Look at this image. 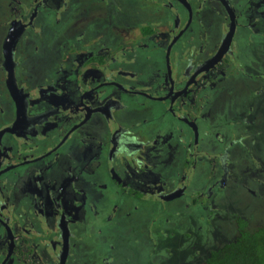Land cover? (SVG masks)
Here are the masks:
<instances>
[{
  "label": "flooded vegetation",
  "instance_id": "obj_1",
  "mask_svg": "<svg viewBox=\"0 0 264 264\" xmlns=\"http://www.w3.org/2000/svg\"><path fill=\"white\" fill-rule=\"evenodd\" d=\"M158 1L142 0V3L146 5L156 2L168 9L174 8V21H163L151 15L139 18L131 15L127 19L134 21L121 24L124 27L118 25L113 28L114 39L99 38L95 48H70L72 55L83 57L85 63L91 59L87 65L73 61L78 66L76 76L79 73L81 76L76 80L80 81V85L81 79L84 81L80 90L83 105H80L81 109L78 111V116L81 117L79 122L74 123L68 121V111L62 107V103L57 99L53 100V97L64 95L63 88L66 85L64 79L47 75L48 72L57 70L55 64L48 62L54 59H34L36 66L41 69L37 71H31L27 63L22 64L18 59L23 39L29 30L34 32L39 27L41 33L38 39L50 40L44 14L51 9L47 7L40 10L42 6L35 7L32 17L15 21L20 23V27H24L14 54V78L18 92L20 90L24 95L26 108L16 122L17 105L7 82L8 92L14 100V116L5 115L0 127V264H69L76 234L60 201L66 193V186L61 184L60 179L49 175L53 167L44 162L55 161L54 158L59 152H65V156L73 158L74 167L70 175L72 187L75 193L84 197L88 198L89 187L93 185L103 195L105 191L110 195L113 192L118 193L121 201L123 196L134 201L139 200L138 195H141L140 198L165 208L168 203L186 196L188 186L175 187L169 180L162 181L164 177L160 170L183 157L177 155V147H186L185 152L190 151L189 158L192 161L188 162L192 165L187 163L189 173L193 174L206 161L199 159L203 154L199 147L203 142L205 147H209V135L218 136L221 133L210 127L209 121L212 123L217 110H221L216 105L215 109L211 108V104L219 96L223 104L228 103L226 99L229 102L233 99L238 87L237 81L230 82V78L235 71H242L247 78L257 80L254 74L251 75L254 72L251 64H254L246 58L250 48L238 41L240 25H247L243 22L248 17L243 12L244 9L237 10L231 0H196V5L187 0H161L163 3ZM144 7L148 6L142 8ZM207 7L219 16L217 21L209 15L201 16ZM260 7L258 5L257 8ZM229 8L234 15H230ZM125 13L127 14L124 11ZM215 22L217 29H214ZM43 29L47 35H44ZM163 32L168 33L167 44L161 43ZM191 32L194 35L197 33V37L184 42ZM156 39L157 45L161 46L155 49L153 46ZM80 41H84L83 38ZM179 46L184 47L185 52H178ZM37 50L43 52L45 48ZM47 50L51 52L49 48ZM155 50L161 52L160 65L165 75L164 82H157V85L155 81L150 82L147 75L131 70L139 57L156 64L158 60ZM54 52L52 54L55 56ZM260 62L259 58L258 64ZM3 69L8 78V72L4 67ZM21 72H30L33 77L30 81L26 78L23 80ZM145 79L147 80L142 82ZM128 97L163 105L162 116H149L147 112L137 110L133 112L127 103ZM235 101L232 100L231 103H236ZM240 101L241 99L237 100ZM208 109L215 111L212 113ZM258 111L257 104L248 111L252 117L245 122L239 120L245 111L240 115L221 111V115L226 119V126L231 133H234V128L235 135L242 131L244 123L246 127L243 131L250 128L252 135H260L264 141V118ZM95 114L100 128L92 130L86 140L100 143L98 155L103 154L108 175V181L104 183L102 176H99L98 158L81 162L82 148L67 147L68 142L73 139L75 141L77 132ZM122 114L128 117L123 120ZM199 120L205 122L200 123ZM236 120L239 121L234 126ZM228 134L227 131L225 137ZM17 140L19 147H12ZM223 141L225 147L232 144V147H236V144L245 147L242 143L228 142V138ZM222 148L224 150V147L220 149ZM168 151H174V154ZM224 157L227 158L228 154L222 156ZM95 164L97 166L93 168ZM15 171L21 174L15 179L9 178ZM90 176H95L94 181L88 180ZM27 178L29 181L25 180ZM138 179L143 183L136 182ZM174 193L177 194L174 198L167 199ZM116 206L113 207L111 216ZM65 243L66 248L68 247L66 256ZM210 255L211 253L208 257Z\"/></svg>",
  "mask_w": 264,
  "mask_h": 264
},
{
  "label": "rangeland",
  "instance_id": "obj_2",
  "mask_svg": "<svg viewBox=\"0 0 264 264\" xmlns=\"http://www.w3.org/2000/svg\"><path fill=\"white\" fill-rule=\"evenodd\" d=\"M187 1L195 3V5L197 3L196 0ZM231 1L237 10H240L238 8L244 9L243 12L248 16L243 22L249 26L244 25L243 27L241 14L242 24L239 27L238 41L243 46L248 45L250 48L246 58L254 64H251L254 70L251 75L254 74L257 80L247 78L242 71H235L230 82L237 81L238 90L232 99L236 100V103H231L232 100L229 102L226 99L228 103L223 104L220 102L221 97L219 96L211 104V108L216 105L221 110H217L212 123L208 120L210 127L215 132L218 130L217 132L221 133L218 136L209 135L207 142L209 147H205L204 142L199 147V151L203 150L199 159L206 161L202 162L193 174L189 173L188 166L192 164L188 162L192 161L189 158L190 151L185 152L186 147H177V155H183V157L167 164L165 169L160 170L164 177L162 181L169 180L175 187L188 186L186 196L179 197L163 208L159 204L140 197H138L139 200L132 201V199L123 196L121 201V196L118 193L113 192L110 195L105 191V195H103L101 191L90 185V194L87 198V196L75 193L72 187L70 175L72 167H74L73 158L65 156L67 154L65 152L62 154L59 152L54 158L55 161L44 162L47 166L53 167L49 175L60 179L61 184L66 186V193L60 201L66 209L72 222V229L74 228L75 231H73L76 234L69 264H201L212 251L239 237L240 220L247 222V230L250 231L264 226V141L260 135H252L250 128L243 131L246 127L244 123L242 131L235 135L234 128L232 130L234 133H231L226 126V119L221 115V111L232 112L235 115H240L242 111H245L239 119L245 122L247 118L252 117L248 111L258 104L260 110L258 113L264 118V12L262 13L264 0ZM158 2L163 3L161 0ZM258 5H261L259 9ZM143 6H148L146 7L148 10L145 7L142 8ZM35 7H41L40 10L47 9V7L51 9L44 14V21L51 38L50 40L48 38L38 39L41 33L39 27L34 32L29 30L23 39L18 59L22 64L26 65L27 63L31 71L41 70L36 66L34 59L40 58V61L47 60V58L54 59L48 62L55 64L58 71L48 72L47 75L64 79L66 85L63 88L64 95L53 97V100L57 99L62 103V107L68 111L67 117L71 123L80 120L81 115L78 116V111L81 109L80 105H83L82 97L80 99V90L84 84L82 79V85H80V81L76 80L78 76L79 78L81 76L80 73L76 76L78 66L73 61L77 60L80 64L87 65L91 59L85 63L83 57L72 55L73 51L71 52L70 48L73 46L95 48L99 38L101 40L114 39L113 28L134 21L127 19L131 15H135L137 18L151 15L168 22L174 21L176 17L174 8L168 9L156 2L145 5L142 0H0V127L5 115L14 116V100L8 92V78L2 65L5 61L3 44L12 23L19 19L25 20L32 17L36 11ZM124 11L127 14H124ZM203 12L201 14L203 17L209 15L214 21L219 18L217 14L209 11L208 7ZM199 18L202 19L200 16ZM214 26L216 27L214 29H217L216 22ZM165 29L168 30V28ZM43 30L44 35H47L45 29ZM135 33L137 34L136 31ZM194 34L193 32L189 33L184 42H187L189 38L197 37V33ZM162 37L160 38L161 43L167 44L168 33L163 32ZM81 38L84 41L81 42ZM84 43L86 45H82ZM157 43L158 39H156L153 48L161 46ZM39 48H45V50L38 51ZM177 48L178 52H185L184 47ZM155 54L158 60H156V64L148 63L139 57L133 63L134 68H130L147 75L149 81H155L157 85V82H164L165 75L162 71L163 67L160 65L161 52L155 50ZM24 55L25 57H23ZM258 57L261 59L259 64ZM243 64L245 63L243 62ZM20 75L23 80L26 78L29 81L33 77L30 72H21ZM146 80H142V82ZM245 83H247L246 86H244ZM244 92L246 93L239 98ZM238 98L241 99L240 102H237ZM127 103L130 104L133 112L137 110L147 112L149 116H162L164 106L161 104L137 97H128ZM230 103L231 106L228 107ZM214 109L207 111L213 113ZM96 115L77 132L75 141L73 139L68 142L69 144L67 143V147L82 148L80 150L82 152L81 162L89 158H98L100 161L98 170L101 174L99 176H102V183H104L108 181V175L105 166L106 160L103 154L98 155L100 143L86 140V136L90 135L92 130L100 128ZM127 117L122 114L123 120ZM239 120L234 122V126ZM198 122L204 123L205 121L199 120ZM227 131L229 134L225 137ZM262 136L264 137V132H262ZM227 138L228 142L242 143L245 147H239L238 144L235 145L236 147H232L233 144L225 147L223 140ZM19 145L17 140L12 147H19ZM221 147H224V150L220 149ZM171 153L174 154V151ZM226 154L228 157L222 158ZM96 166L95 164L93 168ZM20 174L19 171H15L9 175V178L15 179ZM94 178L95 176H90L88 180L91 182L94 181ZM25 180L29 181V178ZM68 181H70L69 184ZM136 182L143 183L140 179ZM115 206L117 208L111 216ZM183 209H187V211H183Z\"/></svg>",
  "mask_w": 264,
  "mask_h": 264
},
{
  "label": "trees",
  "instance_id": "obj_3",
  "mask_svg": "<svg viewBox=\"0 0 264 264\" xmlns=\"http://www.w3.org/2000/svg\"><path fill=\"white\" fill-rule=\"evenodd\" d=\"M239 223V237L212 251L201 264H264V226L250 231L246 221Z\"/></svg>",
  "mask_w": 264,
  "mask_h": 264
},
{
  "label": "water",
  "instance_id": "obj_4",
  "mask_svg": "<svg viewBox=\"0 0 264 264\" xmlns=\"http://www.w3.org/2000/svg\"><path fill=\"white\" fill-rule=\"evenodd\" d=\"M229 13L231 16L234 15L233 10H231L230 8H229ZM23 32H24V27L22 26L20 27V23L13 22L12 27L10 28V31L3 44V54H4V59H5L3 63V67L8 72V84L12 90V94H13V97L17 105V117L18 118L16 122H18V119H20L22 114L25 113V108H26L25 102H24V95L22 94L20 90L18 92V87L15 83V78H14V68H15L14 54L21 40ZM176 195L177 194L174 193L168 196L167 199H172ZM67 248H66V243H65V247H64L65 256H66Z\"/></svg>",
  "mask_w": 264,
  "mask_h": 264
}]
</instances>
